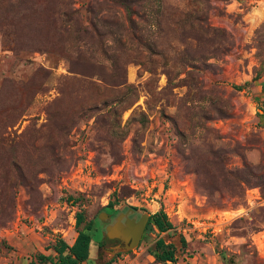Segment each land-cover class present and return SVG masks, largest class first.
Here are the masks:
<instances>
[{"label": "rangeland", "instance_id": "1", "mask_svg": "<svg viewBox=\"0 0 264 264\" xmlns=\"http://www.w3.org/2000/svg\"><path fill=\"white\" fill-rule=\"evenodd\" d=\"M90 223L84 264H264V0H0V264Z\"/></svg>", "mask_w": 264, "mask_h": 264}, {"label": "trees", "instance_id": "2", "mask_svg": "<svg viewBox=\"0 0 264 264\" xmlns=\"http://www.w3.org/2000/svg\"><path fill=\"white\" fill-rule=\"evenodd\" d=\"M77 227L79 228L85 221L83 214H77ZM157 222L163 232L175 229L174 225L167 220L164 212L157 216ZM92 223L88 224L83 230L77 231V237L72 245L64 239H58L53 247L56 255H45L39 253L36 260L31 264H84L90 259L91 244L93 237L91 235ZM102 246L103 243L100 242ZM156 252L153 254L155 260L161 264H174L177 260L176 248L173 244H167L164 239H159L156 243Z\"/></svg>", "mask_w": 264, "mask_h": 264}, {"label": "water", "instance_id": "3", "mask_svg": "<svg viewBox=\"0 0 264 264\" xmlns=\"http://www.w3.org/2000/svg\"><path fill=\"white\" fill-rule=\"evenodd\" d=\"M149 218L147 216L140 217L139 220L135 218L131 219L130 217H126V221L123 223L121 218H119L116 224L107 227L106 234L109 238L110 229H114L117 225H121L122 229L126 233V238H119L125 241H129L131 247H138L140 245L143 234L145 233L146 227L148 225Z\"/></svg>", "mask_w": 264, "mask_h": 264}, {"label": "bare ground", "instance_id": "4", "mask_svg": "<svg viewBox=\"0 0 264 264\" xmlns=\"http://www.w3.org/2000/svg\"><path fill=\"white\" fill-rule=\"evenodd\" d=\"M125 232L121 225H117L114 229H110L109 236L111 238H126L127 235Z\"/></svg>", "mask_w": 264, "mask_h": 264}, {"label": "flooded vegetation", "instance_id": "5", "mask_svg": "<svg viewBox=\"0 0 264 264\" xmlns=\"http://www.w3.org/2000/svg\"><path fill=\"white\" fill-rule=\"evenodd\" d=\"M129 217H130L131 219L135 218L136 220H139L141 216H140V215L136 216L135 214H130ZM125 219H126V218H125ZM125 219L123 220V223L125 222ZM114 224H116L115 221L112 222V225H114ZM148 225H149V221H148ZM148 225H147V227H148ZM147 227H146V230H147ZM146 230H145V232H146ZM144 234H145V233H144ZM144 234H143V236H144ZM143 236H142L141 241L143 240Z\"/></svg>", "mask_w": 264, "mask_h": 264}, {"label": "crops", "instance_id": "6", "mask_svg": "<svg viewBox=\"0 0 264 264\" xmlns=\"http://www.w3.org/2000/svg\"><path fill=\"white\" fill-rule=\"evenodd\" d=\"M141 243V242H140ZM55 252V251H54ZM46 255V254H45ZM49 256V255H48ZM94 261V264H97L96 260H93Z\"/></svg>", "mask_w": 264, "mask_h": 264}]
</instances>
